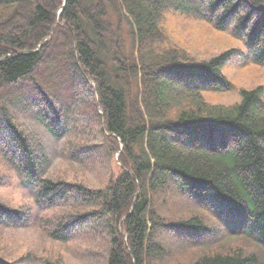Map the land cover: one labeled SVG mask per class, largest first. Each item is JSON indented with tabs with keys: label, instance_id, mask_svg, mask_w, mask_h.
I'll return each instance as SVG.
<instances>
[{
	"label": "trees",
	"instance_id": "1",
	"mask_svg": "<svg viewBox=\"0 0 264 264\" xmlns=\"http://www.w3.org/2000/svg\"><path fill=\"white\" fill-rule=\"evenodd\" d=\"M204 1L0 0V87L18 88L40 67L44 76L38 80L47 85L33 79L29 86L41 104L45 97H74L75 78L83 79L99 108L105 141L113 152L118 151L117 173L104 186L89 188L44 176L26 137L13 132L20 152L11 167L32 193L31 207L37 213L78 209L85 212L82 217L104 218V264H264L260 88L241 90L240 100L232 104L210 103L202 93L229 88L221 66L233 49L201 61L180 58L173 50L156 51L164 38L161 20L166 10L205 18L220 11L214 16L216 26L223 29L235 19V33L244 35L252 59L264 64V0H209L203 8ZM241 8L246 9L242 14ZM10 19L23 23L6 30ZM124 19L131 25L130 51L124 44ZM52 29L50 39L44 40ZM132 84L137 89L134 94ZM41 110H45L42 104ZM45 125L60 135L61 125L55 126L50 118ZM173 194L190 201L179 212L193 215L164 216L178 210L166 200ZM207 204L219 206L229 220L222 222L219 211L209 214L203 208ZM196 212L209 214L219 224L220 230L211 227V236L242 240L257 250L223 249L186 263L170 259L176 246L205 244L183 242L177 235L169 243L159 240L169 230L195 237L208 233L209 227ZM3 216L16 221L19 211L0 204L2 224ZM56 217H41L45 223L38 228L47 240L68 243L70 232H64L68 224ZM0 264L57 262L52 255L26 252L10 260L0 258Z\"/></svg>",
	"mask_w": 264,
	"mask_h": 264
},
{
	"label": "rangeland",
	"instance_id": "2",
	"mask_svg": "<svg viewBox=\"0 0 264 264\" xmlns=\"http://www.w3.org/2000/svg\"><path fill=\"white\" fill-rule=\"evenodd\" d=\"M208 1L203 2V8ZM245 11L246 9L241 8L240 13ZM209 13L205 18L180 10H166L161 20L164 38L156 46V51L173 50L180 58L184 56L201 61L208 60L227 49H233L234 53H231L230 58L221 66V71L229 82V88L218 92H204L202 93L204 99L210 103L228 105L240 100L241 90L260 88V99L264 102V64H258L252 59L246 49L244 35L235 33V19L229 20L226 27L221 29L216 26L214 18L220 15V11H214L212 18ZM22 23L10 19L4 29L8 30ZM130 30V23L124 19L123 38L129 51L133 45ZM43 76V69L39 67L28 80L20 83L18 88L0 87V204L19 211L16 221L5 216L2 218L0 258L10 260L21 253L34 252L42 256L52 255L53 261L57 264H104L107 250V228L104 218L82 217L81 214L85 212L78 209L62 212L61 209H54L37 213V209L30 205L32 193L12 169L13 162L17 161L20 152L13 133L17 131L26 137L33 158L41 161L43 175L55 181L63 180L89 188H100L105 185L110 175L118 171L116 166L118 151L111 150V143L105 141L100 130L99 108L94 102L90 84L79 77L75 78V96L70 98L69 95H63L60 100L45 97L41 99L45 109L42 111L41 104L36 102L29 83ZM40 84L45 86L47 82L40 81ZM131 89L133 94L137 91L134 84ZM44 112H47L48 117H44ZM46 118H50L55 126H62L60 135H55L47 129ZM166 200L171 203L173 201L176 209L183 208L182 205L187 206L185 204L190 202L175 194L166 197ZM203 208L213 215L214 211H219L218 218L222 222L229 220L225 214L220 213V207L217 205L207 204L203 205ZM28 210L31 215L28 214ZM172 211L171 209L168 214L164 213V216L176 219L193 215L190 211L179 212V209L177 212ZM194 214H199L208 225V233L195 237L187 232L169 230L164 231L159 240L169 243L176 235L182 237L183 242L203 239L211 236L209 234L211 227L221 229L209 214L197 212ZM41 217H56V221L67 223L71 240L68 243L47 240L41 234L42 229L38 228L45 223ZM4 222L16 223L19 227L13 230L12 227H5ZM238 247L245 251L257 250L242 240L232 238L212 244L176 246L172 249L170 259L175 258L180 263H186L203 253ZM30 249L31 251H28Z\"/></svg>",
	"mask_w": 264,
	"mask_h": 264
},
{
	"label": "bare ground",
	"instance_id": "3",
	"mask_svg": "<svg viewBox=\"0 0 264 264\" xmlns=\"http://www.w3.org/2000/svg\"><path fill=\"white\" fill-rule=\"evenodd\" d=\"M38 50L35 49L33 52H37ZM208 226V225H207ZM64 232H67V229L64 231ZM69 232V231H68ZM219 240H222V241H225V238L220 236V237H213L212 236H209L207 238H203V239H196V240H191V244H195L197 243L198 241H202L204 242L205 244H212V243H218Z\"/></svg>",
	"mask_w": 264,
	"mask_h": 264
}]
</instances>
